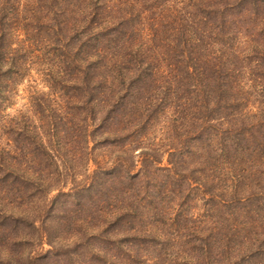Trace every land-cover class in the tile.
I'll use <instances>...</instances> for the list:
<instances>
[{"label": "trees", "instance_id": "16d2710c", "mask_svg": "<svg viewBox=\"0 0 264 264\" xmlns=\"http://www.w3.org/2000/svg\"><path fill=\"white\" fill-rule=\"evenodd\" d=\"M116 228L114 264H264V0H0V235L31 244L0 263L108 264Z\"/></svg>", "mask_w": 264, "mask_h": 264}, {"label": "rangeland", "instance_id": "374dc122", "mask_svg": "<svg viewBox=\"0 0 264 264\" xmlns=\"http://www.w3.org/2000/svg\"><path fill=\"white\" fill-rule=\"evenodd\" d=\"M25 81L23 80L22 82H20V84L17 86L13 97V101H12V109L14 110V112L19 109V110H24L25 108V100H26V89H25ZM191 202L193 203V205L191 206ZM171 205V204H170ZM178 210V211H177ZM174 211H177V213H185V214H189V213H195L197 212L198 214H200L202 212V207L201 204L198 201H194L193 199H191V201H188L186 203H183L182 205L179 206H175V204L172 202L171 208L169 210V212L166 214L169 216H172L174 214ZM174 216V215H173ZM49 227L51 228L49 230L50 232V239L54 238L56 239V237L59 239V241H61V243H63V249L65 250H70L72 248V245L74 244L73 242L76 241V243H78V238H81V240H83V242L81 244H85V243H90V245H98L101 244V242L99 243L98 240L96 239H92L89 238V232L93 231L94 229H96V225H82V227H80V225H49ZM183 225H169L168 223H165V225H157L154 226L153 230H159L157 231V233H159V236H162L166 231L163 230H167L168 232L170 231H175L178 234H181L179 239H180V248H183L184 243V235L182 234L183 230H182ZM10 232H8L9 235H11V237H13L14 235H27L28 233H35L34 229L30 230L28 227H24V225H16L14 227H10ZM120 228H116L114 232H109L108 234L110 235V237L112 236L114 238V243L113 245H111V249L108 252V257L109 258V262L108 264H114V262L117 261H121L123 263H125L126 256L125 253L126 251L120 250V252L118 253V255L114 256L115 254H117L116 251H118V243L120 242ZM82 231H84L86 234H84L85 236H83V234L81 233ZM83 237V238H82ZM77 238V239H76ZM75 239V241H73ZM178 238L175 237L174 239H170L169 241L172 242L175 245V241ZM102 241H105V239H101ZM103 243V242H102ZM152 244V243H150ZM179 244V242H178ZM9 245V246H8ZM89 245V244H88ZM102 245V244H101ZM173 245V246H174ZM44 246H46V244H44ZM80 247H82V245H79ZM168 246V244L166 245ZM31 247V244H26V243H15V244H9L8 241H6L1 235H0V253L1 255H6V252L11 249L13 251L15 250H22L24 251H28ZM174 250V248L172 249ZM165 250L166 253H169L172 251H168ZM181 252V251H180ZM179 252V253H180ZM69 254V252H68ZM149 255L148 253L144 254ZM143 255V256H144ZM168 257V256H167ZM120 259V260H119ZM141 258H134L131 259V264H145L146 262H148L151 259H147L146 261H141ZM64 264H69L68 260H62ZM0 264H4V261L1 262Z\"/></svg>", "mask_w": 264, "mask_h": 264}]
</instances>
